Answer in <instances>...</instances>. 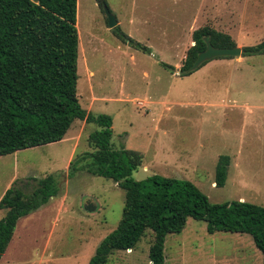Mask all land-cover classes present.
<instances>
[{"label":"rangeland","instance_id":"1","mask_svg":"<svg viewBox=\"0 0 264 264\" xmlns=\"http://www.w3.org/2000/svg\"><path fill=\"white\" fill-rule=\"evenodd\" d=\"M103 8L116 21L112 29ZM75 17L77 101L86 113L111 118L114 149L140 155L133 179L185 180L210 203L264 207V55L217 58L190 74L182 70L191 34L200 27L228 35L239 48L260 43L264 0H76ZM95 129L74 121L59 142L0 157V198L46 176L60 189L17 221L0 264H87L115 229L123 190L85 172L67 177L69 162L91 152L87 137ZM220 155L229 160L217 188ZM151 241L146 232L135 248L113 252L106 264H150ZM163 256V264H261L249 236L208 234L205 223L192 219L180 234L165 237Z\"/></svg>","mask_w":264,"mask_h":264},{"label":"trees","instance_id":"2","mask_svg":"<svg viewBox=\"0 0 264 264\" xmlns=\"http://www.w3.org/2000/svg\"><path fill=\"white\" fill-rule=\"evenodd\" d=\"M99 4L105 6L103 1ZM75 15L76 0H0V157L59 142L74 121L94 125L96 129L87 137L91 152L69 162L67 177L85 172L110 180L123 190L124 200L115 229L99 242L87 264H106L113 252L135 248L146 232L152 235L148 261L163 264L165 237L180 234L187 219L205 223L208 234L249 236L264 264V207L244 201L210 203L185 180L158 175L133 179L140 155L123 147L114 149L111 118L86 113L77 101ZM205 37L214 48L236 47L228 35L206 26L198 28L191 34L193 45L186 52L182 70L204 50ZM125 38L124 43L144 51ZM257 55H264V39L240 48L241 57ZM160 66L173 72L165 63ZM228 160L225 155L217 158V188L224 185ZM32 182L15 185L0 198V210L4 211L0 218V258L17 221L58 196L60 189L54 177Z\"/></svg>","mask_w":264,"mask_h":264},{"label":"water","instance_id":"3","mask_svg":"<svg viewBox=\"0 0 264 264\" xmlns=\"http://www.w3.org/2000/svg\"><path fill=\"white\" fill-rule=\"evenodd\" d=\"M104 14L106 16V24L108 29H112L116 26V21L112 15L108 13V11L103 8ZM205 48L203 51L199 52L193 63L184 70L185 74H190L196 69L200 67L203 63L217 59V58H238L240 57V48L239 47H234V48H214L211 46L209 43L208 37H205L203 39Z\"/></svg>","mask_w":264,"mask_h":264},{"label":"crops","instance_id":"4","mask_svg":"<svg viewBox=\"0 0 264 264\" xmlns=\"http://www.w3.org/2000/svg\"><path fill=\"white\" fill-rule=\"evenodd\" d=\"M201 28V27H200ZM238 45V44H237ZM242 47V46H241Z\"/></svg>","mask_w":264,"mask_h":264}]
</instances>
